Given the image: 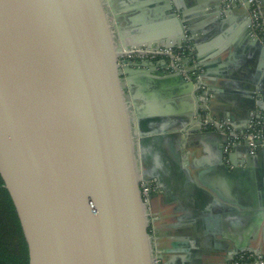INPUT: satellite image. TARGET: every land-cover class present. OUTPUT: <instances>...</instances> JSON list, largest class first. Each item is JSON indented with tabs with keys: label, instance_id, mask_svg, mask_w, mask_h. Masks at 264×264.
Listing matches in <instances>:
<instances>
[{
	"label": "water",
	"instance_id": "1",
	"mask_svg": "<svg viewBox=\"0 0 264 264\" xmlns=\"http://www.w3.org/2000/svg\"><path fill=\"white\" fill-rule=\"evenodd\" d=\"M215 1L209 16L218 17L225 2L231 4L226 17L236 7L229 0ZM186 5L200 12L207 6L206 0L136 3L133 9L163 17L164 24L161 32L136 44L173 48L187 41L186 33L198 42L195 30L187 28ZM238 7L250 25L246 8ZM122 11L114 0H0V177L20 222L29 264H159L147 212L155 196L151 190L144 199L142 184L160 177L139 170L136 151L149 137L162 166V147L171 145L168 165L176 167L173 145L177 140L181 147L183 131L173 127L164 134L151 127L142 133L138 121L136 127L122 75L132 68L153 71L154 64L120 63L128 50L122 44ZM224 19L215 24H227ZM242 41L264 61L260 41L244 35ZM258 71L246 80L241 96L248 119L260 106L256 92L264 95ZM166 82L180 84L186 95L194 87L180 74ZM244 146L246 158L264 151L257 144L250 155ZM221 151L217 165L226 170Z\"/></svg>",
	"mask_w": 264,
	"mask_h": 264
},
{
	"label": "crops",
	"instance_id": "2",
	"mask_svg": "<svg viewBox=\"0 0 264 264\" xmlns=\"http://www.w3.org/2000/svg\"><path fill=\"white\" fill-rule=\"evenodd\" d=\"M139 1L114 0L115 6L123 9L122 44L128 49L145 48L136 42L163 30V17L153 18L133 9ZM260 1L264 15V0ZM206 4L203 12L187 5L186 11L182 10L191 24L187 28L195 30L198 42H192L186 33L187 41L171 47L180 50L188 46L177 64L183 71L201 74L204 90L194 84L186 95L180 84L167 83L180 73L171 72L161 58L143 59L154 64L153 71L132 68L130 74L122 75L136 127L138 121L142 133L151 127L164 134L173 127L183 131L181 147L178 149L177 140L173 145L179 159L176 167L168 165L171 145L162 147V166L157 161L156 146L148 143L149 137H144V147L136 151L139 170L160 177V181L148 180L155 197L147 206L149 232L159 264H232L242 253H257L264 259V151L246 158L245 146L238 145L225 156L222 136L199 129L204 118L227 120L238 132L246 129L250 118L243 113V87L257 70V86L264 87V61L242 41L243 35L250 36V25L240 7L232 8L226 17L224 12L231 4L225 2L216 17L209 14L218 2L206 0ZM219 19L228 22L215 24ZM155 44L151 43L150 49H157ZM216 50L218 57H211ZM183 79L189 82L184 75ZM256 96L260 106L251 114L264 120V95L256 92ZM218 151L230 173L217 165ZM183 160L188 163L186 168L179 166ZM249 199L255 203L247 204L245 200Z\"/></svg>",
	"mask_w": 264,
	"mask_h": 264
},
{
	"label": "built area",
	"instance_id": "3",
	"mask_svg": "<svg viewBox=\"0 0 264 264\" xmlns=\"http://www.w3.org/2000/svg\"><path fill=\"white\" fill-rule=\"evenodd\" d=\"M231 3H235L236 6H242L246 8L248 18L250 21L249 34L250 37L261 42L264 47V15L263 7L260 0H229ZM189 50L188 46L182 47L180 50L172 48H134L123 50L124 56L120 58V63L124 60H143V59H164L167 61V68L175 73L184 75L189 81H193L194 84L202 87L201 74H197L196 71H183L177 64V60L180 56H183ZM199 129L202 131H211L226 138L225 145L223 147L224 155H228L236 146L246 145L248 147V153L251 155L257 144L264 146V120L261 119L256 113H252L244 131H236L231 123L227 120L216 121L209 118H204L199 123ZM152 190L151 184H142V197L146 199L150 191ZM156 264L158 262L156 261ZM232 264H264V259L257 253H242L237 255Z\"/></svg>",
	"mask_w": 264,
	"mask_h": 264
},
{
	"label": "trees",
	"instance_id": "4",
	"mask_svg": "<svg viewBox=\"0 0 264 264\" xmlns=\"http://www.w3.org/2000/svg\"><path fill=\"white\" fill-rule=\"evenodd\" d=\"M0 264H29L24 239L12 200L0 177Z\"/></svg>",
	"mask_w": 264,
	"mask_h": 264
}]
</instances>
